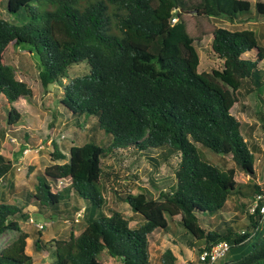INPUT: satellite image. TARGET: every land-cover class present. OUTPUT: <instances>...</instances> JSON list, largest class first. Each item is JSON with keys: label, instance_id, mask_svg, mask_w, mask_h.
I'll use <instances>...</instances> for the list:
<instances>
[{"label": "trees", "instance_id": "1", "mask_svg": "<svg viewBox=\"0 0 264 264\" xmlns=\"http://www.w3.org/2000/svg\"><path fill=\"white\" fill-rule=\"evenodd\" d=\"M254 6L264 13V2L255 1ZM251 7L249 0H6L8 12L22 9L28 19L15 24L0 16V96L9 104L5 127L21 116L12 103L32 97L29 85L5 62L10 45H31L29 51L39 54L38 77L44 91L61 84L62 112L68 119L81 118L73 123L78 127L90 117L95 125L90 128L92 140L70 145L65 152L53 145L51 163L37 176L33 189L8 186L23 197L13 202L0 199V239L6 232L15 233L0 246V264H33L26 252L31 234L20 226L31 218L28 206L45 217L73 210L75 223L78 215L86 218L84 200L96 206V214L86 218L78 234L71 230L67 239H53L54 264H103L99 259L103 251L119 264H151L149 237L160 229L167 232L168 216L179 217V225L193 238L186 239L187 246L198 253L223 240L229 251L254 239L251 251L245 248L223 264H264V213L260 212L264 199L247 214V229L227 223L223 228L210 223L205 227L197 215L216 213L234 195L241 196L235 198V208L243 209L249 198L251 208L256 196L264 194L255 181V159L243 126L231 113L239 98L264 88V45L258 43L254 30L214 28L210 48L221 67L199 71L196 46L201 38L189 34L182 14L196 10L197 15L233 22L250 18L237 14ZM77 63L88 66V72L64 85ZM94 129L108 142H98ZM200 148L229 155L252 180L240 184L234 167L221 168ZM120 149L130 156L142 155L153 165L160 159H176L175 184L155 196L143 188L114 191L128 203L131 217L115 208L106 211L101 182L102 159ZM13 168L14 162L0 152V182ZM36 229L33 252H41L45 244L41 229ZM174 261L169 250L162 254V264Z\"/></svg>", "mask_w": 264, "mask_h": 264}, {"label": "rangeland", "instance_id": "2", "mask_svg": "<svg viewBox=\"0 0 264 264\" xmlns=\"http://www.w3.org/2000/svg\"><path fill=\"white\" fill-rule=\"evenodd\" d=\"M249 1H251L252 7L247 11L238 12L237 18H250L234 20L233 22L221 17L182 12L189 34L201 38L200 45L196 46L200 56L199 71H210L212 68L221 67V60L211 53L210 48L211 31L214 28L254 30L258 43L264 45V13L258 12L254 6L255 1L264 2V0ZM22 12V9L16 13L8 12L6 0H0L1 17L15 24H21L28 19L27 15ZM22 46V48L8 46L4 59L7 64L13 66L16 77L29 85L32 90V97H21L12 103V106L21 116L17 123L8 127V130L5 129V116L9 104L3 96H0V150L4 156L14 162L12 171L6 175L3 182H0V199L5 198L8 202H13L14 199L21 201L23 196L17 190H13V192L7 190L9 189L7 184L11 183L17 187L25 186L33 189L37 176L41 174L46 165L51 163L50 153L53 152V145L65 152L70 145H81L85 141L92 140L93 138L90 137L92 130L90 128L95 125V119L92 117L83 120V127L73 124L76 121L81 122V118L72 116L68 119L69 115L67 116L62 112V107L58 102V98L61 97L63 91L62 85L59 83L51 84L47 89L48 91H44L38 77L39 54L34 49L33 52L29 51L31 45ZM80 65V63L73 64L69 71V77L63 81L64 85L69 83L74 76L88 72V66ZM231 113L243 126L242 133L255 159V181L262 187L264 192V128L262 127V124H264V88L239 98V101L231 108ZM5 131L7 132L4 133ZM93 133L96 134L94 136L98 142L104 144L108 142L103 133L97 132L96 129L93 130ZM109 138L111 139V136ZM200 152L221 168L234 167L236 169L235 178L240 184L243 185L245 182L252 180L251 176L236 166L229 155L214 153L207 148H200ZM175 163L176 159L174 157H170L168 161L160 159L159 164L153 165L142 155L132 154L130 156L121 149L110 152L102 159L104 174L101 177V182L103 194L107 201L106 211L109 212V209L115 208L124 215L131 217L133 212L130 210L128 203L120 201L115 196L114 191L128 192L136 188H143L149 195L155 196L156 191L166 190L169 186L175 184L176 179L173 173ZM44 178L51 184L49 178ZM239 197L241 196L234 195L232 200L229 198L220 210L211 215L207 212H198L197 215L201 224L208 227L210 223V226L218 225V227L223 228L227 223L236 227L237 230L247 229L249 223L247 214L252 212L248 209L250 208L248 205L252 202V199L249 198L247 203L243 201L246 205L240 210L238 206L235 208V198ZM83 202L84 207L87 206L86 218L89 215L94 216L96 206L91 201L84 200ZM28 212L31 220H22L20 226L32 235L27 239L26 252L32 255L33 264H54L53 239H67L71 230L78 234L86 221L84 214H82L81 217L78 215L79 222L74 223L73 210L65 215L45 217L39 214L35 207L28 206ZM136 217L142 220L140 214H136ZM178 220V216L172 218L168 216L169 228L167 232L160 229L149 237L151 264H162V254L166 253V250H169L175 258L173 264H187L188 260L197 256L198 250L188 247L187 242H185L186 239H193L192 236L179 225ZM135 221L136 218L131 220L130 225L133 226ZM34 223L45 226L40 230L41 239L45 244V250L41 252H33L32 240L34 235L32 232L37 230ZM14 234L13 232H6L0 239V246L9 241ZM256 236H259V233H256ZM253 241L254 239L245 247H231L227 254L218 259L215 264L229 262L240 255L245 248L251 251L250 243ZM99 259L103 264H119L106 251L100 254Z\"/></svg>", "mask_w": 264, "mask_h": 264}, {"label": "built area", "instance_id": "3", "mask_svg": "<svg viewBox=\"0 0 264 264\" xmlns=\"http://www.w3.org/2000/svg\"><path fill=\"white\" fill-rule=\"evenodd\" d=\"M174 20L175 19H173V21ZM260 199H264V194H258L256 196V199L250 208L251 211H253L255 207L258 205V200ZM260 212L264 213V203L260 206ZM34 225L38 229H42L45 227L43 224L40 223H34ZM228 249H229L228 242L225 240L220 241L215 245H213L210 249L202 250L201 252H199L196 257L187 261V264H213L218 259L223 257L228 252Z\"/></svg>", "mask_w": 264, "mask_h": 264}, {"label": "crops", "instance_id": "4", "mask_svg": "<svg viewBox=\"0 0 264 264\" xmlns=\"http://www.w3.org/2000/svg\"><path fill=\"white\" fill-rule=\"evenodd\" d=\"M4 100H5V98H4ZM5 101H6V100H5ZM5 129L8 130V127H7V128L5 127ZM6 132H7V131H5L4 133H6ZM25 136L27 137V134H26ZM0 152L2 153L1 150H0ZM2 154H3V153H2ZM5 157H6V156H5ZM7 183H8V182H7ZM10 184H11V183H9V184H7V185L9 186Z\"/></svg>", "mask_w": 264, "mask_h": 264}, {"label": "water", "instance_id": "5", "mask_svg": "<svg viewBox=\"0 0 264 264\" xmlns=\"http://www.w3.org/2000/svg\"><path fill=\"white\" fill-rule=\"evenodd\" d=\"M186 13L196 12V10H186Z\"/></svg>", "mask_w": 264, "mask_h": 264}]
</instances>
